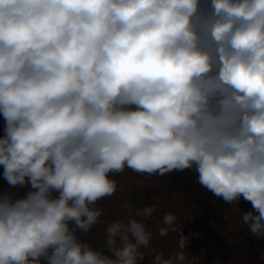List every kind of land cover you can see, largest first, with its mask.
Wrapping results in <instances>:
<instances>
[{
    "label": "clouds",
    "instance_id": "obj_1",
    "mask_svg": "<svg viewBox=\"0 0 264 264\" xmlns=\"http://www.w3.org/2000/svg\"><path fill=\"white\" fill-rule=\"evenodd\" d=\"M0 114V264H142L155 206L80 238L126 168L194 169L264 238V0H0Z\"/></svg>",
    "mask_w": 264,
    "mask_h": 264
},
{
    "label": "rangeland",
    "instance_id": "obj_2",
    "mask_svg": "<svg viewBox=\"0 0 264 264\" xmlns=\"http://www.w3.org/2000/svg\"><path fill=\"white\" fill-rule=\"evenodd\" d=\"M3 129L4 119L0 114V136ZM191 170L153 174L157 182L147 174L143 176L127 168L114 174L117 190L97 202L95 206L102 210L100 221L87 233H81L80 238L103 250L107 223L126 220L130 215L128 208L134 215L137 209L155 206L153 215L144 218L152 238L149 247L142 249V264H151L156 254L168 255L177 251V229L193 225L203 232L199 240L201 248L193 239L192 247L185 250L189 259L192 254L196 255L195 264H264V238L254 237L242 223L237 206L225 203L201 186ZM2 172L3 166H0V188H6ZM149 182L154 183L152 187ZM166 213L177 217L171 227L163 222ZM163 228L167 229L165 235H161Z\"/></svg>",
    "mask_w": 264,
    "mask_h": 264
},
{
    "label": "flooded vegetation",
    "instance_id": "obj_3",
    "mask_svg": "<svg viewBox=\"0 0 264 264\" xmlns=\"http://www.w3.org/2000/svg\"><path fill=\"white\" fill-rule=\"evenodd\" d=\"M192 172H193V175L195 176V177H197V173L195 172V170L194 169H192L191 170ZM137 173V172H136ZM138 174H141V173H138ZM145 174H147V173H142V175L143 176H145ZM148 175V177L153 181V182H155L157 179L154 177V175L153 174H147ZM146 178V177H145ZM198 178V177H197ZM147 179V178H146ZM159 180V179H158ZM179 180V179H178ZM151 183V182H149L150 183V185L149 186H151L152 187V185L154 184V183ZM157 182V181H156ZM164 191V190H163ZM238 209V212H239V215H240V217H241V211L242 212H249V211H253V207H252V204H251V202H249V201H246V200H244L243 199V197H241V199L238 201V207H237ZM240 209H241V211H240ZM164 229V228H163ZM181 230H184V231H182V233H183V235L188 239V242H189V244H188V248L187 249H189V247L191 248L192 247V244L194 243L192 240L193 239H195V241H197V245H198V248H201V245H202V243H199L200 241V239H201V236H202V234H203V232L201 233V231H200V229L199 228H197L196 227V225H193V226H187V227H185L184 229H180V228H178L177 229V232L179 233V237H178V240H176V245L177 246H179V239H180V233H181ZM170 254H168L167 255V253H165V257H167V256H169ZM192 255H195V254H192ZM196 256V255H195ZM192 257V256H191ZM189 258V257H188Z\"/></svg>",
    "mask_w": 264,
    "mask_h": 264
}]
</instances>
